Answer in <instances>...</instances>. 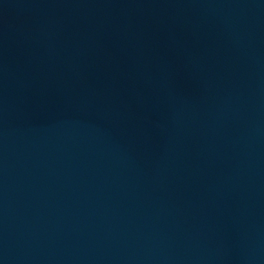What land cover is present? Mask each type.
I'll list each match as a JSON object with an SVG mask.
<instances>
[{"label":"water","instance_id":"water-1","mask_svg":"<svg viewBox=\"0 0 264 264\" xmlns=\"http://www.w3.org/2000/svg\"><path fill=\"white\" fill-rule=\"evenodd\" d=\"M0 264H264V0H0Z\"/></svg>","mask_w":264,"mask_h":264}]
</instances>
